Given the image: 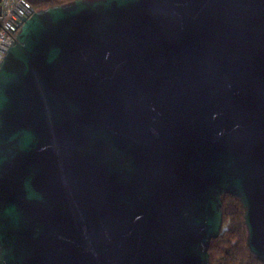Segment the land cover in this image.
Instances as JSON below:
<instances>
[{"label":"water","instance_id":"1","mask_svg":"<svg viewBox=\"0 0 264 264\" xmlns=\"http://www.w3.org/2000/svg\"><path fill=\"white\" fill-rule=\"evenodd\" d=\"M264 264V0H73L0 62V264H209L221 195Z\"/></svg>","mask_w":264,"mask_h":264},{"label":"trees","instance_id":"2","mask_svg":"<svg viewBox=\"0 0 264 264\" xmlns=\"http://www.w3.org/2000/svg\"><path fill=\"white\" fill-rule=\"evenodd\" d=\"M35 9L62 5L73 0H27ZM222 225L219 235L210 240L209 264H262L248 249L244 209L239 199L221 195Z\"/></svg>","mask_w":264,"mask_h":264},{"label":"built area","instance_id":"3","mask_svg":"<svg viewBox=\"0 0 264 264\" xmlns=\"http://www.w3.org/2000/svg\"><path fill=\"white\" fill-rule=\"evenodd\" d=\"M34 10L27 0H0V62L13 44L22 19L28 18Z\"/></svg>","mask_w":264,"mask_h":264}]
</instances>
